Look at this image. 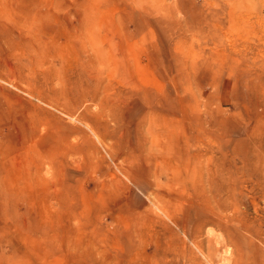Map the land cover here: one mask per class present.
I'll return each instance as SVG.
<instances>
[{
    "label": "rangeland",
    "instance_id": "obj_1",
    "mask_svg": "<svg viewBox=\"0 0 264 264\" xmlns=\"http://www.w3.org/2000/svg\"><path fill=\"white\" fill-rule=\"evenodd\" d=\"M0 264H264V0H0Z\"/></svg>",
    "mask_w": 264,
    "mask_h": 264
}]
</instances>
